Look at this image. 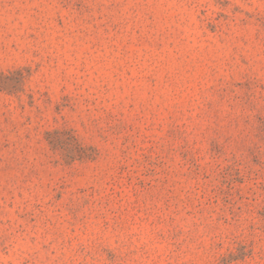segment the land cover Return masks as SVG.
I'll return each mask as SVG.
<instances>
[{
    "label": "rangeland",
    "instance_id": "rangeland-1",
    "mask_svg": "<svg viewBox=\"0 0 264 264\" xmlns=\"http://www.w3.org/2000/svg\"><path fill=\"white\" fill-rule=\"evenodd\" d=\"M0 264H264V0H0Z\"/></svg>",
    "mask_w": 264,
    "mask_h": 264
}]
</instances>
